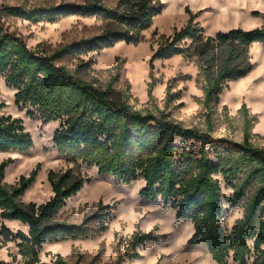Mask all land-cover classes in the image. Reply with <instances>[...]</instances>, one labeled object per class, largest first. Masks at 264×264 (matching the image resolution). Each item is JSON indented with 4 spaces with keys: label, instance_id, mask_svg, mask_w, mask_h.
<instances>
[{
    "label": "trees",
    "instance_id": "trees-1",
    "mask_svg": "<svg viewBox=\"0 0 264 264\" xmlns=\"http://www.w3.org/2000/svg\"><path fill=\"white\" fill-rule=\"evenodd\" d=\"M158 3L116 0L111 7L103 0H85L30 8L0 4V74L16 89V104L35 108L44 122L60 121L52 142L66 159L96 167L99 174L111 175L119 183L143 179L139 196L151 201L159 198L175 210L176 217L190 220L193 232L188 242L205 244L216 264H264V146L252 140L256 118L245 104L240 107L241 139L216 137L211 123L205 129L185 126L163 109L135 107L129 102L128 86L119 97L114 96L116 75L98 88L78 75L79 66L71 71L56 63L65 55L79 58L117 41L137 44L152 18L160 13ZM67 14L99 18L102 31L48 53L30 49L20 36L4 29L7 16L39 22ZM253 43L264 44V21L252 29L234 28L206 36L191 15L180 29L158 38L153 58L182 55L193 60L198 66L196 82L201 85L202 104L210 107L228 81L252 70L248 49ZM117 68L115 64L108 71ZM3 107L0 101V110ZM177 140L198 142L197 152L193 145L177 146ZM32 145L31 135L18 118L0 115V152L25 151ZM10 161L0 162V247L15 241L24 264H79L59 253L50 262L41 261L39 248L46 241L85 238L104 230L109 205L99 201L96 207L105 211L93 213L81 223L60 221L58 211L81 189L83 178L73 177L70 170H49L52 196L41 203H23L19 197L35 180L36 171L9 186L3 178ZM217 176L232 190L226 197L231 205L249 195L243 215L230 231L220 222L224 194ZM3 219L21 222L27 232H13ZM90 220L97 227L86 225ZM156 237L151 232L134 231L127 244L132 249L130 256L137 257L136 249ZM229 257L231 263L227 262ZM109 264H120V259Z\"/></svg>",
    "mask_w": 264,
    "mask_h": 264
},
{
    "label": "rangeland",
    "instance_id": "rangeland-1",
    "mask_svg": "<svg viewBox=\"0 0 264 264\" xmlns=\"http://www.w3.org/2000/svg\"><path fill=\"white\" fill-rule=\"evenodd\" d=\"M85 0H0V4L22 6H49ZM113 7L116 0H103ZM160 13L156 14L150 26L143 31V39L137 44L117 41L98 51H91L79 58L65 55L56 60L71 71L79 66L78 75L103 88L110 78L114 96L119 97L129 87V102L135 107L163 109L174 120L185 126L205 129L211 123L213 136H229L241 139L242 117L240 107L245 104L256 122L252 127V140L264 146V44L253 43L248 52L252 70L242 78L228 81L218 101L205 107L202 104V89L196 82L198 66L193 60L182 55L168 58H153L161 35H170L180 29L194 16V21L206 36H215L234 28L252 29L264 21V0H159ZM103 22L96 17L67 14L54 21L32 22L23 18L7 16L4 29L16 34L35 51L51 52L81 38L97 35L102 31ZM115 64L118 68L110 70ZM238 81V82H237ZM13 87L6 84L0 74V101L4 107L0 115L18 118L32 137L33 145L25 151H2L0 162L11 161L4 170L3 182L15 185L21 176L27 177L36 171L35 180L19 197L23 203H41L52 196L47 174L49 170H70L73 177L83 178L81 189L69 197L58 211L56 218L67 223H81L93 213H102L96 207L101 201L109 205V219L105 229L85 238L46 241L39 248L41 261L50 262L59 253L69 262L79 264H109L120 259V264H216L205 244L188 242L193 225L188 219L178 218L175 210L161 200L151 201L139 196L144 180L129 184L117 182L111 175L99 174L96 167L81 161L71 162L54 147L52 137L60 121L44 122L33 107L16 104ZM150 93V95H149ZM177 146L193 145L198 142L176 141ZM219 187L224 194L220 215L221 226L230 231L236 219L244 213L247 194L243 200L231 205L227 200L231 188L220 176ZM2 222L13 232H27V226L16 220ZM89 227H97L93 220ZM134 231L151 232L156 239L147 240L131 257L132 249L127 247L129 236ZM0 234V241H1ZM0 261L24 264L18 253L16 242L8 241L0 247ZM231 263L230 257L227 259Z\"/></svg>",
    "mask_w": 264,
    "mask_h": 264
},
{
    "label": "bare ground",
    "instance_id": "bare-ground-1",
    "mask_svg": "<svg viewBox=\"0 0 264 264\" xmlns=\"http://www.w3.org/2000/svg\"><path fill=\"white\" fill-rule=\"evenodd\" d=\"M238 82V81H237Z\"/></svg>",
    "mask_w": 264,
    "mask_h": 264
}]
</instances>
